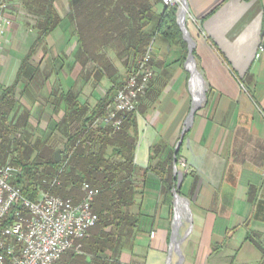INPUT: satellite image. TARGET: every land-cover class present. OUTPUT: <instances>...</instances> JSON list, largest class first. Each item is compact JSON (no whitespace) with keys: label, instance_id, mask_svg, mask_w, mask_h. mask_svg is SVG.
Instances as JSON below:
<instances>
[{"label":"crops","instance_id":"0c3cea01","mask_svg":"<svg viewBox=\"0 0 264 264\" xmlns=\"http://www.w3.org/2000/svg\"><path fill=\"white\" fill-rule=\"evenodd\" d=\"M151 2L156 8V20L148 26L155 33L154 78L135 112L134 162L138 168H146L150 156L155 155L152 147H158L162 157L171 150L175 152L190 110L198 105L177 150L186 168L179 165L174 173L173 166L174 175L177 173L175 189L188 205L189 225L185 230L182 221L174 225L175 201L173 198L171 207L164 203L159 176L148 170L143 178L139 172L142 231L133 256L124 251L121 261L264 264V0H186L189 18L186 22L185 17L184 24L192 41L193 66L187 61L188 43L183 32L186 52L156 31L164 3ZM54 4L62 21L46 37L44 65H37V79L21 84L29 121L39 125L62 118L63 103L53 104L60 92L78 94L85 115L103 98L95 90L105 76L94 78L91 62L84 65L78 59V42L67 28V4ZM261 46L263 51L257 57ZM110 56L114 74L106 79L109 83L129 66L124 57ZM56 59L61 61L59 66L52 61ZM62 61L69 64L75 77L64 76L59 83ZM19 64L3 74V85L15 80ZM194 71L200 78L199 97L191 84ZM90 87L86 98L83 94Z\"/></svg>","mask_w":264,"mask_h":264},{"label":"trees","instance_id":"16d2710c","mask_svg":"<svg viewBox=\"0 0 264 264\" xmlns=\"http://www.w3.org/2000/svg\"><path fill=\"white\" fill-rule=\"evenodd\" d=\"M55 1L23 0L27 12L33 17L37 35L28 53L20 60L15 80L11 84L0 86V163L8 162L19 169L20 173L14 183L32 200L41 192H55L61 197L78 200L81 196L80 186L84 181L98 188L99 193L92 203L98 221L93 226V232L87 233L82 239L80 251L73 250L69 255L70 261L65 264H125L121 261L122 252L128 251L133 256L135 241L142 231V213L139 207L143 190L140 188L139 172L143 178L148 170L159 176L163 201L171 207L173 189H177V173L174 175L173 165H176V169L179 166V152L174 156V151L171 150L162 157L158 147H152L155 155L150 156L148 166L138 168L134 162L137 143L136 111L124 114L118 131L92 125L93 120L105 112L106 105L111 101L105 100L106 96L97 101L90 114L85 115V106L79 101L78 94L72 91L60 92L53 101L56 105L63 103L64 114L60 121L43 130L42 134H36V129H27L30 113L20 103L19 97L24 92L21 83L34 79L37 65L31 66L29 59L35 54L36 47L45 42L46 37L62 21ZM66 1L67 15H70L71 7L79 0ZM92 2L96 7L92 25L98 24V31L104 33L105 39L110 37L117 42L123 54L139 45L132 56L125 54L123 59L125 64L134 65L155 34L148 29L154 16L151 0H120L119 18L114 13H117L118 8H111L113 4H109V8L104 10L99 4L101 0ZM177 11V5L164 4L156 31L169 43L181 46L186 52V41L177 23ZM84 12V9L80 10L82 16ZM77 41L78 44L81 43L80 38ZM135 42L136 46H133ZM94 55L102 60L101 73L99 66L94 65L91 57L79 46L78 59L84 65L91 62L98 76L111 78L114 67L110 60L101 58L100 54ZM26 69L29 74L25 72ZM55 132L62 138L59 162L55 161L54 152L60 145L51 143Z\"/></svg>","mask_w":264,"mask_h":264},{"label":"built area","instance_id":"2783aa9c","mask_svg":"<svg viewBox=\"0 0 264 264\" xmlns=\"http://www.w3.org/2000/svg\"><path fill=\"white\" fill-rule=\"evenodd\" d=\"M162 1L165 5H177L178 10L182 5L181 0ZM11 9L6 0H0V37L12 25ZM262 51L261 46L256 56ZM153 78L150 44L117 87L105 112L93 120V127L118 131L124 114L137 111ZM179 165L186 168L184 162ZM19 173L8 162L0 163V264H54L70 249L79 252L81 243L75 242L82 240L98 221L92 203L99 189L84 181L78 200L49 192H41L32 200L14 183ZM153 235L151 232L150 236Z\"/></svg>","mask_w":264,"mask_h":264},{"label":"rangeland","instance_id":"374dc122","mask_svg":"<svg viewBox=\"0 0 264 264\" xmlns=\"http://www.w3.org/2000/svg\"><path fill=\"white\" fill-rule=\"evenodd\" d=\"M12 7V15H13V20H12V25L10 26V28L4 33V35L2 37H0V86H5L2 83V80L4 79L3 76L5 75L4 73L8 70H13V68L17 65V63L19 64L20 59L23 58L29 51V48L31 46V42L32 40L36 37L37 35V31L34 27L35 23L33 20V17L30 16V14L27 12V9L23 3V0H6ZM57 3H65L67 4L66 0H56ZM101 4L102 9H107L109 8V4H113V7H117L118 11L117 13L114 12L116 15H118V18L120 16V0H101V2L99 3ZM61 6V5H60ZM96 7L93 6V2L92 0H79V2L75 5H73L71 7L72 10V14L67 15V19H68V24L70 25V27H67L68 30L74 34L76 41L78 40V38H80V44H78V47L81 45L82 50H85L87 52L88 57H91V61L94 65H98L99 66V70L100 73L103 71L102 68V60L101 59H97L95 58L94 54H100L101 58H108L109 60H111L113 58V56H110V53L112 54H117L118 59H122V57L126 56H132L135 53V50L137 48L136 46V42L133 44V46L135 47H131L130 49H128L127 53L123 54V51L121 50V47L117 44V42H114V40L110 39V37H106V39L103 37L102 31H98V24L95 23V25H92V21L94 19V9ZM84 9V15L82 16L80 14V10ZM62 12V9L60 7L59 9ZM155 6L152 7V14H155ZM65 11V10H64ZM63 11V12H64ZM178 13V11H177ZM188 15H186V22H188ZM156 20V18L153 16L151 21ZM150 21V22H151ZM158 21V19H157ZM80 36V37H78ZM78 42V41H77ZM44 42H41V44H39L36 47V52L35 54H33V56L29 59V64L31 66H36V65H44V61H42V54H46V47L44 45ZM152 45V39L150 40L149 45ZM54 46V45H53ZM124 48V46L122 47V49ZM56 49V47H55ZM57 50V49H56ZM55 50V51H56ZM143 49L141 48V51ZM55 51L53 53H55ZM81 51V50H80ZM52 52H50L51 56L53 55ZM56 53L58 54L59 52L56 51ZM78 54H79V48H78ZM122 57H120V56ZM55 56V55H53ZM59 56V55H58ZM61 57H63L61 55ZM63 59V58H61ZM60 59V60H61ZM65 59V58H64ZM50 60V59H49ZM48 60V64H51V62L49 63ZM54 62V65L59 66L61 61H58V59L56 60H52ZM62 63H64V61H62ZM133 65H131V63H129L128 69L125 68L123 71L125 73H123L122 75L119 74L117 76H115L114 80H112V82H107L106 79H108L109 77L105 76L102 79L103 83L102 84H97V89L95 90L97 93H99L100 95H103V97H105V100H109L112 99L113 95L115 94V91L117 89V87L119 86L120 83H123V81L127 78V76L130 74L131 70H132ZM63 68V72L59 73V83H61L62 79L64 80V76H68L69 78L70 76L73 78L75 77V73L73 72V74L70 73V69H69V64H65L64 66H62ZM59 69V68H58ZM67 73V74H66ZM4 74V75H3ZM97 75V74H96ZM94 76V78H98L97 76ZM113 77V76H112ZM111 77V78H112ZM34 78H38L34 77ZM25 79V78H24ZM93 79V78H92ZM99 79V78H98ZM121 80V81H120ZM98 81V80H96ZM100 81V80H99ZM109 81V79H108ZM101 83V82H100ZM21 84H24V82H22ZM23 86V85H22ZM91 87L86 89V93L83 94L84 97H88L89 93H90ZM20 98V103L23 105L22 102V97ZM21 111V109H20ZM39 125V123H37ZM34 121L30 122V124L27 126V129H29L30 131H33L36 129L35 133L36 134H42L46 124L47 127L49 128L51 125H53L52 122H47V123H41V125H37ZM51 124V125H50ZM50 125V126H49ZM52 127V126H51ZM55 135H53V138L51 140L52 145H60L62 138L60 137L58 132L54 133ZM62 148V144L57 148ZM179 167V166H178ZM180 168V167H179ZM178 168V169H179ZM52 195H57L55 192L51 193ZM82 197V192H81V196L79 197V199ZM176 198H181V197H176ZM187 203V202H186ZM176 204H177V199L175 201V209H176ZM187 209H188V205H187ZM189 213V212H188ZM187 212H182V215H180L179 212V217L177 215V212L175 210V220H174V225L179 224L180 221H182L181 226L182 229L185 230V228L189 225L188 222V218H189V214ZM94 230V227H91L88 231V233H92ZM174 241H178L176 238L174 239ZM77 242H80L82 244V240L80 241H76L75 245L77 244ZM71 253H73V249L68 250L66 253H64L61 257V259L59 261H56L54 264H65L67 263L69 260V255H71ZM86 259H88V257L85 255ZM75 262H77V260H75Z\"/></svg>","mask_w":264,"mask_h":264},{"label":"water","instance_id":"95a60500","mask_svg":"<svg viewBox=\"0 0 264 264\" xmlns=\"http://www.w3.org/2000/svg\"><path fill=\"white\" fill-rule=\"evenodd\" d=\"M181 3H182V5H181V7H180V9L178 10V13H177V23H178V25L180 26V28H181V30L183 32L184 39L188 43V57H187V61H189V60H192L193 59V55H192V41H191L190 37L188 36L187 31H186V28H185V24H184L185 13H183V17H182V20H181V14H182L181 10H182V8L186 9L187 2H186V0H181ZM197 107H198V105L195 106V107L193 106L191 108V110H190L188 119L186 121V125L182 129L180 138H179V140L176 143L174 156H175V154H176V152H177V150H178V148H179V146H180V144H181V142L183 140L184 134H185V132H186V130L188 128V124H189L188 121H191L192 120L194 111H195V109ZM61 155H62V150L61 149H56L55 152H54L55 161L59 162L60 159H61ZM173 162L175 163V158H174V161ZM173 166H174V173H175L176 172V165L174 164ZM176 197H179V194L177 193V190L176 189H173V198H174V201H175ZM173 238H174V235L172 237V242H173Z\"/></svg>","mask_w":264,"mask_h":264},{"label":"bare ground","instance_id":"6f19581e","mask_svg":"<svg viewBox=\"0 0 264 264\" xmlns=\"http://www.w3.org/2000/svg\"><path fill=\"white\" fill-rule=\"evenodd\" d=\"M184 11H185V9L184 8H182V10H181V12H182V14H181V19H182V16H183V13H184ZM191 64H192V66H193V63H192V60H190L189 61ZM190 64V65H191ZM194 69V68H193ZM196 71V70H195ZM194 71V72H195ZM193 72V77H192V81H191V84H192V86H193V89H194V94H195V96L196 97H199V90H200V88H199V86H198V83L200 82V78H199V76L196 74V72L194 73ZM194 104H196V100L194 101ZM195 107V106H194ZM177 199V204H176V212H177V215H178V217L180 216V215H182V212H187L188 211V209H187V204H186V201L184 200V199H182V198H176ZM176 199H175V201H176ZM179 212H180V215H179Z\"/></svg>","mask_w":264,"mask_h":264}]
</instances>
